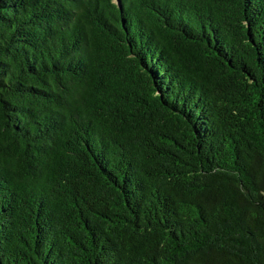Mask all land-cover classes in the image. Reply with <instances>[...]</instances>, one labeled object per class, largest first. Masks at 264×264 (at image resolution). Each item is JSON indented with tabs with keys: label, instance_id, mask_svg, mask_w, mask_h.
<instances>
[{
	"label": "trees",
	"instance_id": "trees-1",
	"mask_svg": "<svg viewBox=\"0 0 264 264\" xmlns=\"http://www.w3.org/2000/svg\"><path fill=\"white\" fill-rule=\"evenodd\" d=\"M0 264H264V0H0Z\"/></svg>",
	"mask_w": 264,
	"mask_h": 264
}]
</instances>
